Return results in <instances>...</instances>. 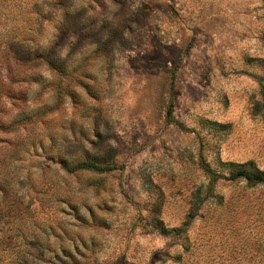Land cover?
<instances>
[{
	"label": "rangeland",
	"instance_id": "1",
	"mask_svg": "<svg viewBox=\"0 0 264 264\" xmlns=\"http://www.w3.org/2000/svg\"><path fill=\"white\" fill-rule=\"evenodd\" d=\"M45 1L0 0V264H264L200 163L264 171V0Z\"/></svg>",
	"mask_w": 264,
	"mask_h": 264
},
{
	"label": "trees",
	"instance_id": "2",
	"mask_svg": "<svg viewBox=\"0 0 264 264\" xmlns=\"http://www.w3.org/2000/svg\"><path fill=\"white\" fill-rule=\"evenodd\" d=\"M45 4H46L45 8L48 9V12L45 13V16H43V17L50 18L51 11H49V10L51 9L52 6L48 2V0L45 1ZM56 6H58V5H56ZM62 43H63L62 36H59V35H58V37L56 36V38L54 39L53 42H51V45L49 47L51 49V52L54 53V51H56V47ZM59 60H60V56H59V58L57 56V59H54V56H53V60L50 61V65L52 67L51 69L56 70V71L61 73V72H64V69L66 67L64 66V63L60 62ZM262 92L264 94V87L262 89ZM172 112H173V102L171 100L169 107H168V111H167L169 119H172ZM200 163H201V166L206 171V173L210 176V181L213 184L216 183L217 181H219L220 179H226V180H232V181L245 180L247 182V184L250 186H256L259 184L264 185V171H262V170L253 169L251 167H248L247 165H240L238 167L231 168L229 170L228 174H224L221 172H217L215 169H213L210 166V164L203 157H201ZM112 169H113V167L110 166L109 164H101V163H98V162L92 161V160H82L78 163H75V164L67 167V170L70 172H74L77 170H90V171H94V172H107V171H110ZM198 208H199L198 206H194V205H193V207H191V209L187 213L186 222L190 223V221L195 216ZM176 259L179 260L180 256H177Z\"/></svg>",
	"mask_w": 264,
	"mask_h": 264
}]
</instances>
